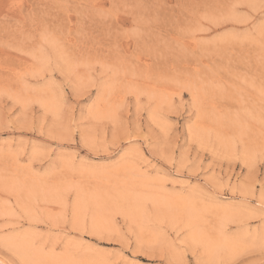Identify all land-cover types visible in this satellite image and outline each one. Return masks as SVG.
Instances as JSON below:
<instances>
[{
	"label": "rangeland",
	"instance_id": "374dc122",
	"mask_svg": "<svg viewBox=\"0 0 264 264\" xmlns=\"http://www.w3.org/2000/svg\"><path fill=\"white\" fill-rule=\"evenodd\" d=\"M0 264H264V0H0Z\"/></svg>",
	"mask_w": 264,
	"mask_h": 264
},
{
	"label": "bare ground",
	"instance_id": "6f19581e",
	"mask_svg": "<svg viewBox=\"0 0 264 264\" xmlns=\"http://www.w3.org/2000/svg\"><path fill=\"white\" fill-rule=\"evenodd\" d=\"M158 197V196H157ZM155 201V200H154ZM188 213V212H187ZM189 215V214H188ZM192 222V221H191ZM194 235V234H193ZM195 236V235H194ZM196 237V236H195ZM208 238V237H207ZM225 240V239H224ZM224 240H222V241H224ZM225 241H227V239L225 240ZM216 243H217V241H215ZM207 243V242H206ZM225 243V242H224ZM218 244V243H217ZM216 244V245H217ZM223 246H225L224 244H223ZM214 247V246H213ZM209 249V248H208ZM211 249V248H210ZM53 259V258H52ZM55 259V258H54ZM60 263V262H59Z\"/></svg>",
	"mask_w": 264,
	"mask_h": 264
}]
</instances>
